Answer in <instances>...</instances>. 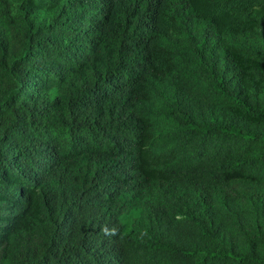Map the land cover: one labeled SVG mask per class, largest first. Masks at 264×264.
<instances>
[{
	"label": "trees",
	"instance_id": "1",
	"mask_svg": "<svg viewBox=\"0 0 264 264\" xmlns=\"http://www.w3.org/2000/svg\"><path fill=\"white\" fill-rule=\"evenodd\" d=\"M263 98L264 0H0V264H264Z\"/></svg>",
	"mask_w": 264,
	"mask_h": 264
},
{
	"label": "rangeland",
	"instance_id": "2",
	"mask_svg": "<svg viewBox=\"0 0 264 264\" xmlns=\"http://www.w3.org/2000/svg\"><path fill=\"white\" fill-rule=\"evenodd\" d=\"M252 102L255 105L261 106V105H264V98L263 99H252ZM252 207H253L252 209L256 210V212L261 211V208L256 204H253Z\"/></svg>",
	"mask_w": 264,
	"mask_h": 264
}]
</instances>
